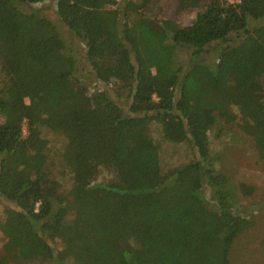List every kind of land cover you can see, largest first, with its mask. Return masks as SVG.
Listing matches in <instances>:
<instances>
[{
    "label": "trees",
    "instance_id": "16d2710c",
    "mask_svg": "<svg viewBox=\"0 0 264 264\" xmlns=\"http://www.w3.org/2000/svg\"><path fill=\"white\" fill-rule=\"evenodd\" d=\"M43 1L0 0V264H230L254 188L230 189L208 132L236 125L264 161V0H175L182 27L160 0H56L93 93ZM163 142L190 159L164 165Z\"/></svg>",
    "mask_w": 264,
    "mask_h": 264
},
{
    "label": "rangeland",
    "instance_id": "374dc122",
    "mask_svg": "<svg viewBox=\"0 0 264 264\" xmlns=\"http://www.w3.org/2000/svg\"><path fill=\"white\" fill-rule=\"evenodd\" d=\"M122 3L123 0H117ZM56 0H45L40 4L31 6L41 11V14L51 21L57 29L66 54L72 56L76 62V77L90 93L102 86L94 80L92 70L84 58L85 45L76 40L60 22L56 14ZM175 0H160L159 4L150 12L151 18L156 22L171 21L178 26L188 25L195 11L176 13ZM187 52H183L177 61L182 60L185 68ZM206 63L216 61L215 50L203 56ZM152 128V127H151ZM51 140L52 134L47 133ZM151 138L159 140V132L153 127L150 130ZM211 154L214 158L216 171L225 174L229 179L230 189L238 194V185L243 183L254 188L250 196H238L236 211L250 219L253 225L244 231L232 244L229 254L230 264H264V161L260 159L255 150L254 143L249 136L243 134L236 125H226L220 120L208 132ZM53 143L57 141L53 139ZM191 152L186 145H161V160L164 165L172 166L190 159ZM69 190V187L66 188ZM204 198L208 208H215L211 199V191L205 189ZM4 204L0 202V222L3 219ZM5 237L0 231V254Z\"/></svg>",
    "mask_w": 264,
    "mask_h": 264
},
{
    "label": "built area",
    "instance_id": "2783aa9c",
    "mask_svg": "<svg viewBox=\"0 0 264 264\" xmlns=\"http://www.w3.org/2000/svg\"><path fill=\"white\" fill-rule=\"evenodd\" d=\"M227 1H230V0H227Z\"/></svg>",
    "mask_w": 264,
    "mask_h": 264
}]
</instances>
